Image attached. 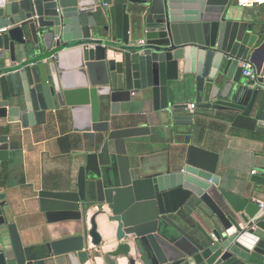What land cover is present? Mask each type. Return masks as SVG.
I'll return each mask as SVG.
<instances>
[{
	"label": "water",
	"instance_id": "obj_1",
	"mask_svg": "<svg viewBox=\"0 0 264 264\" xmlns=\"http://www.w3.org/2000/svg\"><path fill=\"white\" fill-rule=\"evenodd\" d=\"M232 1L112 0L102 9L99 0H0V119L30 127L48 123L57 109L76 117L84 103L92 110L79 127L92 148L77 188L38 193L47 241L24 244L0 201V264L62 257L85 264L89 238L94 245L103 240L89 210L113 193L117 238L132 237L128 264H264V208L220 187L218 155L185 135L197 115L168 97L180 81L197 109L213 112L202 116L264 135V77L249 79L240 65L250 58L262 70L264 16L227 19ZM135 94L167 109L163 120L177 138L186 136L180 169H173L168 149L143 154L150 143L136 138L147 127L117 126L122 104ZM8 157V137L0 134V161ZM105 177L121 186L107 188ZM253 180L264 184L261 174ZM137 196L143 201L135 203ZM188 205L203 223L187 219Z\"/></svg>",
	"mask_w": 264,
	"mask_h": 264
},
{
	"label": "crops",
	"instance_id": "obj_2",
	"mask_svg": "<svg viewBox=\"0 0 264 264\" xmlns=\"http://www.w3.org/2000/svg\"><path fill=\"white\" fill-rule=\"evenodd\" d=\"M112 3V0H99L102 9L110 8ZM226 16L233 20L257 21L264 16V4L240 7L232 1ZM261 58L262 53L258 55V59ZM258 74L259 77H264V62ZM181 83L178 81L171 84L168 97L170 101L188 103L191 108L192 103H196V98L193 91L183 90ZM263 94L264 84L259 98ZM82 106L84 109L80 112L81 116L77 117L69 110H54L53 118L44 125L23 127L21 122L10 123L6 118L0 119V123L7 125L0 129V134L7 135L9 142V157L0 161V201L5 202L3 209L7 221L18 225L24 244L43 243L50 238L39 191L77 188L79 169L85 164L87 153L92 148L90 138L79 130L92 113L91 104L84 103ZM191 110L197 115V121L185 135H189L193 143L218 155L220 187L250 201L264 202V184L253 180V176L257 174L264 177V135L233 127L223 118L202 116V113H213L211 110L196 107ZM120 113V117H124L117 126L147 127L148 131L136 138L150 143L144 147L143 154L168 149L173 169L183 167L188 147L185 144L186 136L177 138L172 126L163 120V113H169L167 109L156 110L151 96L135 94L131 102L122 104ZM254 170L256 173L252 174ZM107 181L105 177L107 188L121 186L119 182ZM116 194H111L109 201L89 210V219L95 217L103 240L94 245L89 238L87 249L90 256L85 264H109L107 256L119 264H128L125 251L130 246L132 237L117 238V222L112 220L116 214ZM148 194L150 195L146 198L151 199L152 194ZM221 198L216 196L218 203L224 205ZM143 199L144 197L137 196L135 203H140ZM187 219L203 223L201 216L191 205L187 206ZM208 230L210 233L214 232L213 229ZM130 256L136 255L132 252ZM62 258L52 264H69L65 257Z\"/></svg>",
	"mask_w": 264,
	"mask_h": 264
},
{
	"label": "built area",
	"instance_id": "obj_3",
	"mask_svg": "<svg viewBox=\"0 0 264 264\" xmlns=\"http://www.w3.org/2000/svg\"><path fill=\"white\" fill-rule=\"evenodd\" d=\"M237 5L240 7H252L255 5H263L264 0H233ZM107 5V3L105 4ZM241 67L243 68V75L247 76L249 79H257L259 77V74L257 72L256 66L253 63V61L250 58H247L245 60H242L240 62ZM248 83V80L244 82L246 85ZM191 108H195V104L192 103ZM256 171H252V174H255ZM260 207L264 208V202H260ZM211 236L213 238H216L215 233H211Z\"/></svg>",
	"mask_w": 264,
	"mask_h": 264
}]
</instances>
